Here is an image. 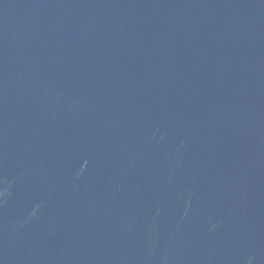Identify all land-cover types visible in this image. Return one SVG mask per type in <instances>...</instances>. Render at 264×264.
Returning a JSON list of instances; mask_svg holds the SVG:
<instances>
[{
    "label": "water",
    "instance_id": "water-1",
    "mask_svg": "<svg viewBox=\"0 0 264 264\" xmlns=\"http://www.w3.org/2000/svg\"><path fill=\"white\" fill-rule=\"evenodd\" d=\"M0 264H264V0H0Z\"/></svg>",
    "mask_w": 264,
    "mask_h": 264
}]
</instances>
